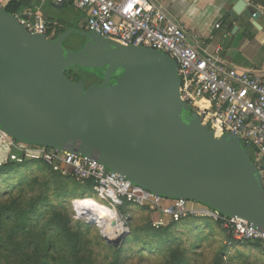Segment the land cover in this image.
Instances as JSON below:
<instances>
[{
  "label": "water",
  "instance_id": "1",
  "mask_svg": "<svg viewBox=\"0 0 264 264\" xmlns=\"http://www.w3.org/2000/svg\"><path fill=\"white\" fill-rule=\"evenodd\" d=\"M78 22L49 39L0 7V129L19 143L97 161L153 195L199 203L264 231L261 173L237 138L216 137L181 100L177 63ZM74 34L86 39L76 53L64 46ZM76 67L101 71L104 83L87 89L73 82L66 71Z\"/></svg>",
  "mask_w": 264,
  "mask_h": 264
},
{
  "label": "built area",
  "instance_id": "2",
  "mask_svg": "<svg viewBox=\"0 0 264 264\" xmlns=\"http://www.w3.org/2000/svg\"><path fill=\"white\" fill-rule=\"evenodd\" d=\"M14 1L18 2L0 0V7L6 10ZM37 1L38 5L24 9L16 17L30 34L49 38V27L56 26L43 13L47 4L57 10L71 6L84 13L87 32L125 47H142L171 58L177 63L181 100L217 137H235L246 151L254 150V165L264 182V81L261 77L230 68L224 61L223 49L198 51L190 43L185 26L150 0ZM0 134L10 139V148L24 158L42 160L54 170L67 172L84 183H93L92 189L102 202L93 198L81 202L96 203L106 211L116 212L118 219L113 221L114 226L120 224L122 227L121 231H115L114 240L108 239L103 228L89 219L90 224L101 228L109 244H114L125 234L117 209L127 202L150 206L176 222L189 216L213 219L220 222L235 240L259 244L264 252V231L245 220L224 216L199 203L153 195L81 155L19 143L1 129ZM77 204L75 208L79 212Z\"/></svg>",
  "mask_w": 264,
  "mask_h": 264
},
{
  "label": "rangeland",
  "instance_id": "3",
  "mask_svg": "<svg viewBox=\"0 0 264 264\" xmlns=\"http://www.w3.org/2000/svg\"><path fill=\"white\" fill-rule=\"evenodd\" d=\"M261 2L264 0H252L264 9ZM65 9L49 12L56 24L51 29L58 35L63 24L69 30L79 16L86 20L84 13L70 8L63 12ZM84 39L74 34L66 47L79 51ZM94 83L103 84L100 79ZM10 142L0 134V167L14 163L11 172L0 175V264H264L261 249L235 240L218 222L198 220L203 217L176 222L150 206L118 208L125 234L109 244L101 228L75 208L91 198L102 202L86 190V183L64 171L33 167L37 160L24 158L10 148ZM247 152L255 164L254 150ZM68 218L81 225L70 231L73 234L66 231ZM86 224L97 229L85 233ZM126 238V248L117 250Z\"/></svg>",
  "mask_w": 264,
  "mask_h": 264
},
{
  "label": "crops",
  "instance_id": "4",
  "mask_svg": "<svg viewBox=\"0 0 264 264\" xmlns=\"http://www.w3.org/2000/svg\"><path fill=\"white\" fill-rule=\"evenodd\" d=\"M150 1L185 26L190 43L198 51L203 53L223 49L224 61L230 68L259 76L264 81V9L255 6L252 0ZM33 2L29 7L39 4L37 0L34 5ZM70 7H66L63 12H67ZM50 11L58 12L49 3L43 13L47 20L55 23ZM257 13L260 16L254 21L253 15ZM79 19L78 25L84 26L82 23L86 22L81 17ZM51 28L48 36L52 35L50 39H56L58 32Z\"/></svg>",
  "mask_w": 264,
  "mask_h": 264
},
{
  "label": "trees",
  "instance_id": "5",
  "mask_svg": "<svg viewBox=\"0 0 264 264\" xmlns=\"http://www.w3.org/2000/svg\"><path fill=\"white\" fill-rule=\"evenodd\" d=\"M262 4H263V6H264V2H261ZM69 7V6H68ZM70 9H73L72 7H70ZM24 10V8L23 7H21L19 4H18V2L17 1H14L11 5H10V7H8L7 9H6V11L8 12V13H10L11 15H13L15 18L17 17V15H19L20 13H22V11ZM63 26L65 27L66 25L65 24H63ZM67 27V26H66ZM72 28V26L69 28V29H71ZM67 30L66 29H64V30H62V32L60 33V34H62V33H65ZM59 34V35H60ZM58 35V36H59ZM57 36V37H58ZM56 37V38H57ZM65 48L68 50V51H71L72 53H76V52H79V51H81V49H82V47H81V49H79V51H76V50H69L68 49V47H66L65 46ZM66 76L68 77V78H70L73 82H83L84 84H85V86H86V88L87 89H89V88H91V87H93V86H95L96 84L94 83V81L95 80H101L103 83H104V81H103V79H102V72L101 71H98V70H93V71H88V72H86V71H83V70H81V69H79L78 67H76V68H72V69H69L68 71H66ZM116 81V79L113 81V83ZM191 114V113H190ZM41 166V165H44L46 168H48V169H50V170H52V171H54V172H56L51 166H49L48 164H46L44 161H42V160H37V161H34L33 162V167L34 166ZM13 166H14V163L12 162V161H9L6 165H4V166H1L0 167V175H2V174H6V173H9V172H11L12 171V169H13ZM39 168H42V167H39ZM56 173H58V172H56ZM92 187H93V183L92 182H87L86 183V190L87 191H89L90 193L92 192L94 195H96V193L93 191V189H92ZM124 206H135L134 204H132V203H124ZM140 207V206H139ZM74 212V211H73ZM73 214H75V212L73 213ZM187 219H189V220H194V219H196L195 217H193V216H189V217H186ZM184 220V219H183ZM198 220H202V222H209V223H211L212 224V222H215V220H213V219H210V218H206V217H203V219H198ZM204 220V221H203ZM207 220V221H206ZM217 222V221H216ZM220 225H221V223L220 222H218ZM77 227H81V225L80 226H78V224H74L73 223V220H72V218H68V220H67V222H66V231H68L67 233L68 234H73L74 232H71L70 233V231L71 230H73V229H75V230H78L77 229ZM83 228H85V233L86 232H88V231H90V229H93V228H96V227H93V226H91V225H89V224H86L85 225V227L83 226ZM97 229V228H96ZM79 232V231H78ZM79 240V239H78ZM76 242H78V241H76ZM80 242V241H79ZM126 243H127V238L122 242V244L118 247H116L117 248V250H119V249H121L122 250V248H123V250L126 248L125 246H126ZM250 244H252V245H255L256 247H258L259 249H261L262 250V248L261 247H259V244H254V243H250ZM113 247V246H112ZM263 252V251H262ZM36 264H40V263H36ZM42 264H47V262H42ZM120 264V263H119Z\"/></svg>",
  "mask_w": 264,
  "mask_h": 264
},
{
  "label": "bare ground",
  "instance_id": "6",
  "mask_svg": "<svg viewBox=\"0 0 264 264\" xmlns=\"http://www.w3.org/2000/svg\"><path fill=\"white\" fill-rule=\"evenodd\" d=\"M78 210L81 214H86L92 222L98 223L103 228L108 239L114 240L116 238L115 231L122 228L120 224L117 225V227L114 226L115 223H113V221H117L118 219L116 212L106 211L96 203L80 202Z\"/></svg>",
  "mask_w": 264,
  "mask_h": 264
},
{
  "label": "flooded vegetation",
  "instance_id": "7",
  "mask_svg": "<svg viewBox=\"0 0 264 264\" xmlns=\"http://www.w3.org/2000/svg\"><path fill=\"white\" fill-rule=\"evenodd\" d=\"M73 15H75V14H72V16H73ZM75 17L78 18V16H75ZM79 18H80V17H79ZM82 24H85V23L83 22ZM72 36H73V35H72ZM70 37H71V36H70ZM84 40H85V43H84V45L82 46V49L85 47V44H86V39H84ZM67 41H68V39H67ZM67 41H66V42H67ZM66 42H65L64 46H66ZM82 49H81V50H82Z\"/></svg>",
  "mask_w": 264,
  "mask_h": 264
}]
</instances>
